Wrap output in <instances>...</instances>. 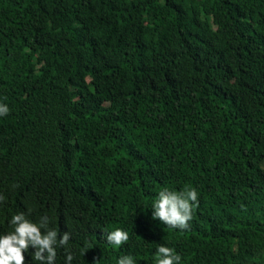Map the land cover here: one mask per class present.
Segmentation results:
<instances>
[{"label":"trees","instance_id":"16d2710c","mask_svg":"<svg viewBox=\"0 0 264 264\" xmlns=\"http://www.w3.org/2000/svg\"><path fill=\"white\" fill-rule=\"evenodd\" d=\"M0 102V219L48 215L73 264H264V0H0Z\"/></svg>","mask_w":264,"mask_h":264},{"label":"clouds","instance_id":"9594fccd","mask_svg":"<svg viewBox=\"0 0 264 264\" xmlns=\"http://www.w3.org/2000/svg\"><path fill=\"white\" fill-rule=\"evenodd\" d=\"M10 109L6 103L0 102V117L7 116ZM4 196L0 194V201ZM198 192L194 187L174 190L164 187L156 194L152 201L151 216L171 228L186 229L192 219L193 211L198 207ZM6 222V227L4 224ZM0 264H24V253L31 246L33 264H57L58 249H65L64 264H73L74 256L69 249L70 234L61 233L51 226L48 215L33 218L32 209L12 212L0 219ZM106 241L114 247H119L129 240L128 231L114 228L106 233ZM89 249L87 246L82 250ZM155 264H180L181 255L166 243H159L156 247ZM115 264H137L132 254L119 256Z\"/></svg>","mask_w":264,"mask_h":264}]
</instances>
